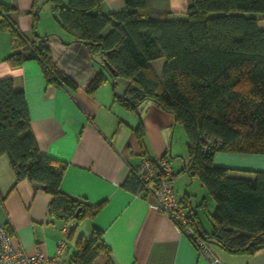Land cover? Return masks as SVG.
<instances>
[{"label": "trees", "instance_id": "1", "mask_svg": "<svg viewBox=\"0 0 264 264\" xmlns=\"http://www.w3.org/2000/svg\"><path fill=\"white\" fill-rule=\"evenodd\" d=\"M51 1L61 28L83 43L92 61L106 72L95 75L88 93L108 75L119 105L136 111L151 101L172 115L174 127L178 124L184 130L187 160L179 171L172 169L169 180L173 185L181 172L197 177L215 203L210 214L212 230L207 233L188 195L180 198L193 232L186 236L198 251L202 249L198 240L207 249L208 244H216L234 254H253L264 247V171L240 177L213 162L218 151L264 154V28L260 27L264 0H188L184 14L164 19L148 17L146 0H123L124 9L109 14L100 10L102 0ZM12 11L13 7L0 3V29H9L16 48L5 61L17 67L36 60L47 84L76 89V82L56 67L48 36L26 39L11 18ZM158 59L163 61L160 73L153 65ZM119 80L125 83L122 94L115 91ZM134 132L142 146L141 120ZM3 155L16 181L37 183L52 196L51 217L70 226L97 213L100 205L91 206L61 190L64 164L38 149L24 92L11 78L0 79ZM141 156L121 186L133 194L153 197V187L163 176L160 162L170 166L169 157ZM144 160L153 171L148 180L141 168ZM199 204L204 205V199ZM78 208L81 211L75 217ZM76 249L72 263L93 264L106 249L102 231L94 227L87 238L77 240ZM103 264L113 263L107 257Z\"/></svg>", "mask_w": 264, "mask_h": 264}, {"label": "crops", "instance_id": "2", "mask_svg": "<svg viewBox=\"0 0 264 264\" xmlns=\"http://www.w3.org/2000/svg\"><path fill=\"white\" fill-rule=\"evenodd\" d=\"M61 2L66 4L67 0ZM0 3L14 8L10 16L26 39L48 36L56 67L74 80L77 88L47 84L39 63L33 59L11 67L5 58L16 48L7 28L0 29V79L11 78L14 86L24 92L30 128L40 152L64 164L61 190L91 206L100 205L92 218L84 216L67 226L62 219L49 215L52 196L37 183L16 181L9 160L3 155L0 225L7 227L28 255L40 251L52 256L57 243L66 240L60 264L73 262L77 240L87 238L94 227L102 231L106 249L93 264H103L107 257L113 264H211L172 218L159 209L155 198L133 194L121 186L143 153L154 159L166 154L171 169L176 172L182 168L186 152L174 147L172 115L151 101L144 102L136 111L122 107L114 100L108 75L96 90L88 93V84L103 69L92 61L83 43L74 41L61 28L51 0H0ZM187 4L188 0H146V11L152 19H164L184 14ZM124 7L123 0H102L100 10L109 14ZM260 27L264 28V21ZM162 63V59L153 61L157 73ZM124 88L125 83L119 80L115 91L122 94ZM140 120L144 127L142 146L134 132ZM213 162L234 170L233 175L240 177L264 171L263 154L215 153ZM194 180L186 172L179 173L173 180V188L180 186L182 195L177 196L178 190H174L176 196L196 195L191 188ZM201 188L206 206L208 194L202 184ZM191 197L193 212L204 231L210 233L212 226L201 217L200 200L196 203ZM213 204L211 212L214 201ZM207 247L220 264H264V247L253 254L229 253L216 244Z\"/></svg>", "mask_w": 264, "mask_h": 264}, {"label": "built area", "instance_id": "3", "mask_svg": "<svg viewBox=\"0 0 264 264\" xmlns=\"http://www.w3.org/2000/svg\"><path fill=\"white\" fill-rule=\"evenodd\" d=\"M142 172L145 173L144 180L152 178L153 171L150 162L142 161ZM160 170L162 178L158 180L156 186L153 187V197L159 209L169 215L172 220L181 228L184 229V234H193L188 226L186 210L174 192L172 182L169 180V175L172 171L171 167L166 162H160ZM151 186V182H148ZM69 228L66 227V231ZM203 253L211 264H220L206 246L200 241H197ZM67 248L66 240H60L57 243L56 251L52 256H46L40 251H36L33 255H28L24 252L21 245L15 241L5 225H0V264H60V256ZM77 264V263H71Z\"/></svg>", "mask_w": 264, "mask_h": 264}, {"label": "rangeland", "instance_id": "4", "mask_svg": "<svg viewBox=\"0 0 264 264\" xmlns=\"http://www.w3.org/2000/svg\"><path fill=\"white\" fill-rule=\"evenodd\" d=\"M173 131L174 132L172 133V136H173V144H174V147L176 148V150H179V152L180 151L186 152V136H185L184 130L182 129V127L180 125L177 124L174 127V130ZM216 153L222 154V153H238V152L218 151ZM244 154H248V155H261L262 153H244ZM191 188H192V190H194V192L196 191V193H197L196 195H194V193H191L192 194L191 196H194L193 198H194L195 202L197 200H201L202 188H201V183H200V181L198 180L197 177H195L194 183L191 186ZM199 189H200V191H199ZM174 190H178V192H176L177 193V196H181L182 195V191L180 189V186L178 187V185H177V187ZM188 196H189V200L191 199L192 202H193L192 197L190 195H188ZM207 197L208 198H207V201H206L207 202L206 203V206L201 205L200 208L202 207V209H200V211H201V217H202L203 222L205 224H207V225H209V224L211 225L210 214H211V210H212V205H214V204H213V200L210 198V196L207 195ZM194 208H196V205H195Z\"/></svg>", "mask_w": 264, "mask_h": 264}, {"label": "water", "instance_id": "5", "mask_svg": "<svg viewBox=\"0 0 264 264\" xmlns=\"http://www.w3.org/2000/svg\"><path fill=\"white\" fill-rule=\"evenodd\" d=\"M80 211H81V208H78L77 211H76V213H75V217L78 216V214H79Z\"/></svg>", "mask_w": 264, "mask_h": 264}]
</instances>
